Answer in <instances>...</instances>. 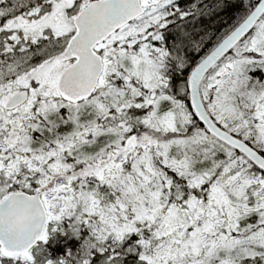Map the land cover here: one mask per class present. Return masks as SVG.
I'll list each match as a JSON object with an SVG mask.
<instances>
[{
  "label": "snow or ice",
  "instance_id": "obj_1",
  "mask_svg": "<svg viewBox=\"0 0 264 264\" xmlns=\"http://www.w3.org/2000/svg\"><path fill=\"white\" fill-rule=\"evenodd\" d=\"M0 264H264V0H0Z\"/></svg>",
  "mask_w": 264,
  "mask_h": 264
}]
</instances>
